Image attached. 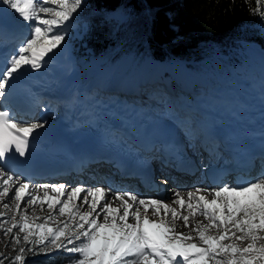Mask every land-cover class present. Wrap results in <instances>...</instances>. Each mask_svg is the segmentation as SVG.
Wrapping results in <instances>:
<instances>
[{
    "label": "snow or ice",
    "instance_id": "obj_1",
    "mask_svg": "<svg viewBox=\"0 0 264 264\" xmlns=\"http://www.w3.org/2000/svg\"><path fill=\"white\" fill-rule=\"evenodd\" d=\"M82 3L0 0V18L25 30L0 59V233L17 253L10 264L54 252L69 254V264H264V171L213 188L175 190L170 202L104 186L33 185L17 174L47 121L17 120L7 104L17 82L62 47ZM253 14L264 19V0H256ZM6 31L0 28V39ZM166 115L186 138H197L191 117ZM197 217L203 219L190 223ZM178 224L190 231L178 233Z\"/></svg>",
    "mask_w": 264,
    "mask_h": 264
},
{
    "label": "trees",
    "instance_id": "obj_2",
    "mask_svg": "<svg viewBox=\"0 0 264 264\" xmlns=\"http://www.w3.org/2000/svg\"><path fill=\"white\" fill-rule=\"evenodd\" d=\"M255 7L256 0H86V18L75 22L80 38L74 39V56L90 62L126 53L182 61L193 71H240L241 42L264 48V19L253 14ZM93 10L123 16L101 17ZM70 258L59 253L31 264H66Z\"/></svg>",
    "mask_w": 264,
    "mask_h": 264
},
{
    "label": "rangeland",
    "instance_id": "obj_3",
    "mask_svg": "<svg viewBox=\"0 0 264 264\" xmlns=\"http://www.w3.org/2000/svg\"><path fill=\"white\" fill-rule=\"evenodd\" d=\"M85 9L86 0H83L81 8L76 14H74L75 18L72 20L70 27L67 30L65 42L56 52H64L68 54L65 64L62 66H48L45 64L55 76L54 79L57 81V84L64 83L65 81H72L75 82L77 84L76 87L79 88H82L83 86L93 87L92 92L95 95L98 93L96 91L98 88L102 89L110 86L112 87L110 91H115L117 93L115 100L118 102L123 101L126 103L127 99L123 96H130L131 99H134L133 97H135V99L140 101L146 99L154 108H159L161 112H165L166 114L170 112L178 113V111H180V103L186 101V98L190 103L195 101L197 103L196 105H199V101L208 98L207 101L210 100L211 102H217L218 104L224 105V107L229 108L231 106H238L241 115H250V112L256 107L264 105V65L259 58V53L264 49H262L257 43L246 41L241 42L244 46V50L239 52V55L244 62L239 64V67L241 68L240 71H236L232 67H229L228 70L222 68H206L204 70L199 69L193 71L188 69L182 61L173 60L170 62H161L152 60L144 55L140 56L139 59H135L136 57L126 53L116 54L115 56L97 57L90 62H82L81 60H77L74 56L75 47L73 46V43L75 41L74 39L80 38V34L77 33L79 28L75 25V22L82 18H86ZM92 12L95 15L97 13L103 14L108 18L118 17L116 13L106 14L95 10ZM122 16L123 15L121 14L120 17ZM13 26L20 33V39L17 40L15 43L16 45L24 39L25 30L21 27H17L15 24ZM81 27L85 29V25H82ZM73 29L75 32L77 31L75 34L73 33ZM262 33H264V27L262 28ZM161 66L178 67L179 75H174L170 80H166L165 75L159 71ZM45 70L46 69L43 67L40 71L43 72ZM141 79L145 80L143 81L144 84L140 83ZM56 83L53 82V85H57ZM136 94L141 95L142 98H139V95L135 96ZM182 94L186 95V98L183 97ZM191 94H193V97L190 98ZM119 95H121V99L119 98ZM238 100H240L241 104L238 103ZM160 105L164 108L161 109ZM187 110L189 109H186L185 112ZM54 115L55 113L48 118L51 116L54 117ZM249 115L246 116V119H249ZM184 116L189 115L185 114ZM260 169H262V166H260ZM198 173L202 176L200 172ZM257 175L258 174L252 179H255ZM194 180H197V177L196 179L194 178ZM30 182L33 185L42 183L50 184L42 180H31ZM95 185L109 187L102 181ZM192 187L196 188L200 186L194 183L190 187H186V189L190 188V190H193L194 188ZM213 187L214 186L211 188ZM116 191L120 190L117 189ZM173 192L174 191H170V195H172L170 201L173 197ZM165 200L166 202H170L167 199ZM173 207L176 206L173 205ZM29 212H31V209H29ZM36 214L39 216H46L47 211L41 212L37 210ZM8 215L11 216V212H9ZM190 223L195 225L194 222ZM176 230L178 233L188 232L179 230L178 228ZM213 234H215L214 230ZM5 243L6 237L0 233V258L8 257L9 259H6L4 264H10L11 258L17 253L13 251V245L11 243H9L7 247H5ZM236 243L239 245V242ZM239 246H247V241ZM43 258H45L44 255L33 256L28 253L26 264H31L33 260Z\"/></svg>",
    "mask_w": 264,
    "mask_h": 264
},
{
    "label": "bare ground",
    "instance_id": "obj_4",
    "mask_svg": "<svg viewBox=\"0 0 264 264\" xmlns=\"http://www.w3.org/2000/svg\"><path fill=\"white\" fill-rule=\"evenodd\" d=\"M5 36L7 37V39H8L9 42H12V41H16L17 42V40L20 39V33L14 27L11 30H7ZM57 54L58 53H56L55 55H57ZM45 64L48 65V66H51L48 63H45ZM46 65L44 66V68L46 69L45 71H43V72L42 71H38L36 73L30 72L28 75L24 76L22 79L23 80H26V79L33 80V82L34 83H37L38 86L47 85L49 87V89L51 87V89L49 91H47V92L50 93V95H53L54 94V91L53 90L55 88L57 89V91L59 93L63 87L68 86V88L74 89V92L75 93L81 94V96H80V97H82L81 101L84 104H87L88 103L89 96L90 95H95L92 92L93 91V87H84L83 86L82 88H75V86L77 84L75 82H72V81H65L64 83H58V86L55 87L56 85H53V82L56 83L57 81L54 79V75L51 73V71L48 69V66H46ZM159 71H160V73H162V74L165 75L166 80L167 79L170 80L171 78L174 77V75H179V68L178 67H175V66H172V67H164V66H161ZM37 76H38V78H36ZM50 76H51L52 79L50 78ZM140 83H141V81H140ZM140 83H139V85H140ZM142 84H144V83H142ZM110 89H112V87H110V86H107V87L102 88V89H100V88H98L97 90L95 89L98 92V94H96L95 96H93V100L91 102V105H93V106H95V107H97V108L100 109V112H99L100 115L109 117L112 120V118L114 117L115 114H118V117H120L121 114L124 112L123 109H126L127 107H129V105H133L130 102H133L134 103L135 102L134 101L135 97H133L134 99H131L130 96L129 97L123 96L124 98L128 99L129 102L126 105L125 104H122V105L117 106V107H116L117 102L115 103L114 101H112V103H114V106L113 107L112 106H109L108 104H105V103L102 104L98 100L99 99L98 97L104 96V94H105L104 92H106V91H108ZM113 92H115V91H113ZM138 95L139 94H136L135 96H138ZM139 98H142V96L139 95ZM57 99H59V97L56 96V98L54 100L56 101ZM45 100H47V98H41L40 99V101H45ZM48 100L50 102V100H52V99H48ZM54 100H53V103H50L51 105L54 104ZM104 100H106L107 102H109V99L108 98H104ZM146 101L139 102L140 103L139 104V107H141L143 105H148L149 107H151L152 112H154V109H156L159 113L166 114L165 112H161V110L159 108H154L148 102V100H146ZM238 103L241 104L240 100H238ZM207 105L208 106L216 107L218 110H223L224 112H228L229 114H231V116H233V117H236V118H239V119H242V120H246V121H247L246 116L249 115V114L248 115H245V114L244 115H241L238 106L237 107L231 106V107L228 108V107H224V105H222V104H218L217 102H211L210 100L207 101ZM55 108L58 109V105L57 104L55 105ZM160 108L163 109L164 107H162L160 105ZM61 113H62V111L58 115L61 116ZM178 113L180 115L182 114L181 111H178ZM33 115H34L33 118H36L37 120H43V119H41L39 113H35ZM68 116H71L70 112H69ZM55 119H56V117H52V116L50 118H47V120H46L47 121V126L44 129H40L39 130V135L36 136V137L38 138L40 136L47 135L49 125H51ZM18 120H20V119H18ZM198 120H200V118ZM248 121L251 122V126L252 127H254L256 125L257 126L264 127V105L261 106V107H256L254 110H252L250 112L249 120ZM194 126L197 129V138L194 139V140H189L188 138H186L184 136V139H185L184 140V145H185V148L188 150V152L190 151L189 154H192L193 157H196L197 156L196 155V151H193L194 148L195 147L202 148V146L204 144H203V140L199 137L200 130L197 127V122H195ZM48 139H50L49 136H48ZM192 146H194V147H192ZM195 159H196V161L198 163H199V161L202 160L201 157H196ZM105 166L107 168H109L110 170H112L114 173H116V170L114 168H112L110 165H105ZM259 173H260V170H255L252 173V175H254V177H255V175L256 174H259ZM180 175L183 176L184 179L183 178L182 179L181 178L180 179L179 178H174V180H170L168 183L163 182V185H166V186H164L163 188H161L156 194H154V195H148V196L157 197V198H160L161 197V199H163V197H164V200L167 199L168 201H170V197L172 196V195H170V191L179 190V191H182V192H187L188 190H190V188L189 189H186V187H190L194 183H196L200 187L201 186H204V187L211 188L212 186L217 187V186L221 185L223 182H226V178H224L223 180L217 182L216 184L211 185L209 182L205 181V178H204L203 174H202V176H200V175L198 176V172H195L192 176H189V177L187 175H185V174H180ZM106 177L107 176L104 173L100 172V171L87 170L82 175L75 176L76 182H74V183H67V185L68 184H71L69 186H73V187L74 186H77V185H82L84 187H93V186H99V185H95V184H97L100 181H102L104 184L108 185L113 190L116 187H120V183H118V184L116 183L118 180L115 179L116 182H113V183H109L108 184L107 183V180H106ZM196 177H197V180H194V178L196 179ZM60 183H63V182L51 183V184H60ZM227 183L228 184H231V183H234V181H231L230 180ZM112 184H113V186H112ZM170 187H172V188H170ZM192 188H194V187H192ZM165 202H166V200H165ZM114 206H116V205H114ZM150 218H154V217H151V214H150ZM202 219H203L202 217H197L195 220H190V222L196 223L197 220H202ZM204 223H207V221H204ZM177 228L179 230H182V231H190L189 229H186V228H183V227L179 226V224H178Z\"/></svg>",
    "mask_w": 264,
    "mask_h": 264
}]
</instances>
